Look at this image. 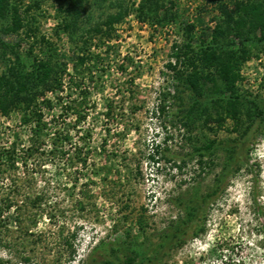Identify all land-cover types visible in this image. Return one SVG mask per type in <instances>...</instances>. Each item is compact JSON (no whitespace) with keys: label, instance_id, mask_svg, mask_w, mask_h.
I'll list each match as a JSON object with an SVG mask.
<instances>
[{"label":"rangeland","instance_id":"1","mask_svg":"<svg viewBox=\"0 0 264 264\" xmlns=\"http://www.w3.org/2000/svg\"><path fill=\"white\" fill-rule=\"evenodd\" d=\"M4 1L0 78L41 97V62L78 65L95 106L3 166L0 264H264V0ZM29 135L0 112V147Z\"/></svg>","mask_w":264,"mask_h":264},{"label":"trees","instance_id":"2","mask_svg":"<svg viewBox=\"0 0 264 264\" xmlns=\"http://www.w3.org/2000/svg\"><path fill=\"white\" fill-rule=\"evenodd\" d=\"M6 4L8 5L6 1L0 0L1 15H3L2 10ZM14 9L16 10L15 18L10 28L13 31H19L23 27V19L17 9ZM209 55L213 59L218 60L219 58L215 49L211 50ZM79 60L80 64L84 63L86 57L80 56ZM40 66L39 75L43 79L46 88L41 97L36 94L32 96L24 95V88H26L28 79L21 70H16L15 67H12L10 72L0 78V112L7 115L13 110L17 111L20 115L21 123L29 126L30 132L27 145H18L17 141L14 140L9 147H0V174L4 172L3 166H6V169L7 167L15 168L19 159L25 162L35 156V154H43L46 146H49L52 153H57L58 151L61 154H67L64 144L71 140L70 133L69 131H59L58 129L51 132L50 121L45 117V109L52 110L55 104L59 105L62 110L61 114H73L75 116L72 126L76 128L79 123L88 119L91 110L95 106V102L91 97V90L82 87L86 77H80L78 65L74 74H64V70H60L61 72L56 71L50 62H41ZM47 93L52 94L53 97H48ZM78 148L81 150V147ZM239 148L243 149V146H239L237 149ZM79 159L84 166L87 164L86 157H79ZM11 206L9 199L0 203V215L9 210ZM202 230L203 228L200 224L196 234H199Z\"/></svg>","mask_w":264,"mask_h":264}]
</instances>
